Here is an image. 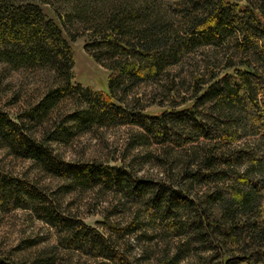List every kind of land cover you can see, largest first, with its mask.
Here are the masks:
<instances>
[{
  "label": "trees",
  "instance_id": "1",
  "mask_svg": "<svg viewBox=\"0 0 264 264\" xmlns=\"http://www.w3.org/2000/svg\"><path fill=\"white\" fill-rule=\"evenodd\" d=\"M234 1L247 5L0 0V149L32 161L65 192L110 193L129 212L101 232L0 160V212L28 210L58 234L46 246L38 239L11 249L0 243V264H58L62 257L65 264H264V0ZM38 3L50 5L61 26ZM64 32L71 41L88 38L85 50L110 72L108 92L74 82ZM201 50L191 105L147 114L157 95L174 100L185 90L183 66ZM15 73L23 75L20 84L11 80ZM120 126L137 129L126 153L147 148L141 163L153 164L156 177L133 164L67 160L55 147ZM131 239L139 248L132 257Z\"/></svg>",
  "mask_w": 264,
  "mask_h": 264
},
{
  "label": "rangeland",
  "instance_id": "2",
  "mask_svg": "<svg viewBox=\"0 0 264 264\" xmlns=\"http://www.w3.org/2000/svg\"><path fill=\"white\" fill-rule=\"evenodd\" d=\"M232 6L238 5L242 9L247 5L246 2L234 0H227ZM43 10L46 17L59 26H61L60 20L55 13L54 9L44 3H38ZM66 39L74 53V82L80 83L84 87L92 88L98 92L109 91V70L96 62V60L87 53L85 50V44L88 40L86 36L79 37L75 41H71L64 32ZM202 57V50L198 51L195 55L191 56L183 66V75H186L188 85L185 90L180 91L174 100L170 98L161 97L157 95L155 103H151L146 108V113L149 115H161L163 111L171 110V105L176 104L177 109L183 107H189L191 105L190 98L193 92V73H202L200 69ZM202 68V66H201ZM11 80L20 84L23 75L12 74ZM26 84L30 89H34L36 84ZM190 83V84H189ZM192 88V89H191ZM191 89V91H189ZM161 92H159L160 94ZM164 95V94H163ZM149 96H142L143 103L149 101ZM4 109L9 110L12 115L18 112L17 107L2 105ZM137 131L135 128L128 126H120L116 128H104L97 134H86L80 138H75L74 143L69 147L59 145L55 147L63 154L67 160L74 161H88L93 158H98L102 161H106L109 164L135 165L134 171L138 174L147 173L152 177H156L159 173L158 169L151 164L141 163L145 160L143 158L148 151L145 147H137L135 149H127V143L129 142L130 135ZM137 154H139L137 156ZM0 160L8 170L13 171L22 177H29L33 182H36L38 186L46 193L50 198L60 200L61 207L69 211L72 215L82 219L88 225L95 229L109 233L110 226L115 223L122 222L129 217V212L117 206L118 198L114 197L110 193L90 190H73L72 192H65L61 188V181L53 178L52 176H45L40 174L36 166L32 161H19L13 159L6 150L0 149ZM56 228L35 218L30 211L19 209L10 213L0 212V243L6 249L16 247L23 239H38L41 246L53 244L56 241L57 236ZM132 248L126 252L130 257L136 255L139 252L137 242L135 239H131ZM134 246V247H133ZM62 253H67L63 252ZM75 257H80L79 260L89 262L94 261L91 256L83 254V252H75ZM65 256V255H64ZM62 263L65 264V257L61 258ZM247 264V263H243Z\"/></svg>",
  "mask_w": 264,
  "mask_h": 264
}]
</instances>
